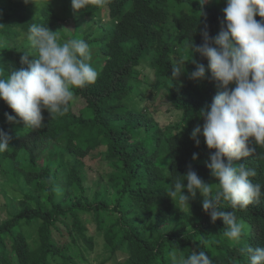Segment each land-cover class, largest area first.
Wrapping results in <instances>:
<instances>
[{
    "label": "trees",
    "instance_id": "trees-1",
    "mask_svg": "<svg viewBox=\"0 0 264 264\" xmlns=\"http://www.w3.org/2000/svg\"><path fill=\"white\" fill-rule=\"evenodd\" d=\"M225 7V0H106L103 6L90 0L76 12L71 0H0L3 75L27 67L20 63L24 52L36 56L24 35L32 23L58 31L60 42L85 40L99 72L95 83L74 90L64 115L43 110L39 129L18 117L8 122L5 113H15L0 100V129L11 136L0 152V176L25 188L26 199L12 211L0 203V264H170L169 251L177 248L185 257L205 251L212 264H249L242 249L264 246V196L244 209L222 202L220 210L234 211L246 225L234 243L202 201L190 198V208L181 207L166 195L167 184L189 167L215 190L205 164L215 150L202 135L196 146L190 135L202 127L199 112L218 88L198 53L193 58L205 65L207 78H189L195 64L188 45L202 44L205 30L219 34ZM176 61L184 71L175 79ZM160 99L177 116L163 126L150 110ZM251 146L255 152L234 163L254 168L251 181L264 185V146Z\"/></svg>",
    "mask_w": 264,
    "mask_h": 264
},
{
    "label": "clouds",
    "instance_id": "clouds-1",
    "mask_svg": "<svg viewBox=\"0 0 264 264\" xmlns=\"http://www.w3.org/2000/svg\"><path fill=\"white\" fill-rule=\"evenodd\" d=\"M89 2L71 0V6L78 12ZM91 2L103 6L106 0ZM206 2L200 0L201 5ZM225 2L219 34L210 37L205 30L202 44L190 41L188 45L190 61L195 64L189 78L197 81L207 78L205 65L193 58L192 54L198 53L207 59V70L218 88L211 104L199 112L202 127L197 125L190 135L196 146L202 135L207 148L215 150L209 152L205 162L211 177L217 181L215 190L213 184L205 182L189 167L186 174L180 175L182 179L167 184L166 195L172 201L178 200L181 207L190 208L189 199H195L199 192L203 197L202 208L211 221L222 220L224 237L239 243L246 231L245 223L236 218L234 211L220 209L223 201L232 210L244 209L264 196V185L250 179L257 175L256 170L244 163H234L255 152L252 144L264 146V0ZM257 16L261 19L257 20ZM57 32L43 24H30L24 35L36 56L26 51L20 58L26 68L6 76L0 72V100L15 113V116L5 113L8 122H15L18 117L27 127L42 128L43 110L51 117L64 115L75 100L74 90L96 82L99 72L91 63L88 43L79 38L60 42ZM183 71L184 62L176 61L171 76L176 79ZM10 140L11 136L0 129V152L9 148ZM197 158L194 153L192 159ZM242 251L246 252L249 264H264V246L248 245ZM168 255L170 264H212L205 251L193 250L185 257L177 248Z\"/></svg>",
    "mask_w": 264,
    "mask_h": 264
},
{
    "label": "rangeland",
    "instance_id": "rangeland-1",
    "mask_svg": "<svg viewBox=\"0 0 264 264\" xmlns=\"http://www.w3.org/2000/svg\"><path fill=\"white\" fill-rule=\"evenodd\" d=\"M200 3V0H194ZM219 2V0H207L206 3H215ZM145 70L143 72L150 73V70L148 68H144ZM150 110L153 112V116L155 120L159 123V125L163 126L165 124L171 123L177 119L176 113L174 111L168 110L167 104L163 102V100L160 99V101H156L153 103L152 106H150ZM22 183V181H21ZM25 193V188H20L18 184H12L7 181H5L0 176V203H5V206H3V210L6 211H12L13 210V204L16 203L17 205L21 201H26L25 198H23L21 195ZM187 195V191L185 192ZM197 201H202L203 197L197 193V196L195 197ZM4 212L0 210V216L2 217ZM95 249L98 251L99 246L98 244L95 246ZM120 261V258L118 259ZM95 264H99L98 260H95ZM105 264H111L110 262H106Z\"/></svg>",
    "mask_w": 264,
    "mask_h": 264
}]
</instances>
